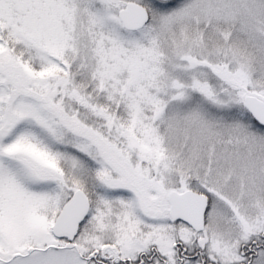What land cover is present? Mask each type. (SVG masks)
<instances>
[{"label": "snow or ice", "instance_id": "snow-or-ice-1", "mask_svg": "<svg viewBox=\"0 0 264 264\" xmlns=\"http://www.w3.org/2000/svg\"><path fill=\"white\" fill-rule=\"evenodd\" d=\"M0 264H264V0H0Z\"/></svg>", "mask_w": 264, "mask_h": 264}]
</instances>
